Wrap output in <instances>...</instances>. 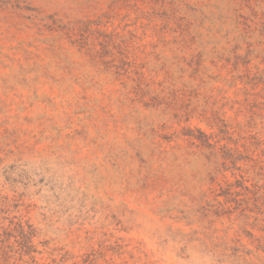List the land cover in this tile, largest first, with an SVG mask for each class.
<instances>
[{
	"label": "rangeland",
	"instance_id": "rangeland-1",
	"mask_svg": "<svg viewBox=\"0 0 264 264\" xmlns=\"http://www.w3.org/2000/svg\"><path fill=\"white\" fill-rule=\"evenodd\" d=\"M18 217L29 264H264V0H0Z\"/></svg>",
	"mask_w": 264,
	"mask_h": 264
},
{
	"label": "trees",
	"instance_id": "trees-1",
	"mask_svg": "<svg viewBox=\"0 0 264 264\" xmlns=\"http://www.w3.org/2000/svg\"><path fill=\"white\" fill-rule=\"evenodd\" d=\"M202 134H203V138L202 139L198 138V139L201 141L203 145H206V146L214 145L210 141L212 139L211 135H206L205 133H202ZM223 190L224 191L222 194L225 196L226 201H231L233 199L236 202V199L232 197L234 194H233V191L230 189V184H227V186L223 188ZM24 222L26 221H23L21 217H18L16 220L11 221V223H9V225L7 226H4V224L0 222V260L4 261V263H0V264H29L28 260L23 259V256L30 255V251H27L25 247H22V246H19V248H16L15 250H13L14 249L13 242L10 243L7 238L6 239L3 238V234L5 232H7L10 228L15 227L17 228L16 230L22 236L26 235V237H28L27 245L31 246V236L33 233L31 231H25ZM26 225H27V222H26ZM16 257L18 260H20V263L9 262L11 258L15 259ZM32 258L33 256H30V259Z\"/></svg>",
	"mask_w": 264,
	"mask_h": 264
}]
</instances>
